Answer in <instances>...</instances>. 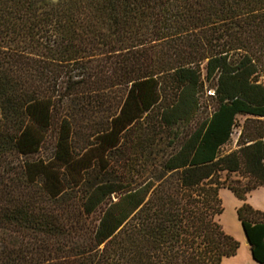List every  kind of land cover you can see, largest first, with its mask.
Returning <instances> with one entry per match:
<instances>
[{
    "label": "trees",
    "instance_id": "16d2710c",
    "mask_svg": "<svg viewBox=\"0 0 264 264\" xmlns=\"http://www.w3.org/2000/svg\"><path fill=\"white\" fill-rule=\"evenodd\" d=\"M258 187L264 0H0V264H221Z\"/></svg>",
    "mask_w": 264,
    "mask_h": 264
},
{
    "label": "rangeland",
    "instance_id": "374dc122",
    "mask_svg": "<svg viewBox=\"0 0 264 264\" xmlns=\"http://www.w3.org/2000/svg\"><path fill=\"white\" fill-rule=\"evenodd\" d=\"M207 95H213V90L210 89ZM247 119L252 118L247 116L237 117V125L234 128L231 140L222 147V151L224 153H230L238 149L239 137L241 132L243 131V128L244 130H246L245 133L252 129V124L247 123L245 125ZM127 156L134 160L138 157V155H134L133 153H129L127 154ZM130 171L133 172L134 170L130 169ZM222 178H227L225 185L228 183L237 185L236 182L238 181H240L241 183L245 182L242 173L239 172L231 173L228 175L222 174ZM218 194L222 207V212L217 217V221L221 225L223 231L229 236H231L239 244L236 254L234 256L224 258L221 264H259L256 263L251 257L250 250L248 244L246 243L241 224L237 218L236 211L243 204H248L254 210L264 213V187H258L251 190L247 194L245 200H239L227 188H221Z\"/></svg>",
    "mask_w": 264,
    "mask_h": 264
},
{
    "label": "water",
    "instance_id": "95a60500",
    "mask_svg": "<svg viewBox=\"0 0 264 264\" xmlns=\"http://www.w3.org/2000/svg\"><path fill=\"white\" fill-rule=\"evenodd\" d=\"M116 198H117V196H116V195H114V196H113V199H116Z\"/></svg>",
    "mask_w": 264,
    "mask_h": 264
},
{
    "label": "crops",
    "instance_id": "0c3cea01",
    "mask_svg": "<svg viewBox=\"0 0 264 264\" xmlns=\"http://www.w3.org/2000/svg\"><path fill=\"white\" fill-rule=\"evenodd\" d=\"M246 240V239H245ZM247 243V242H246ZM248 247H249V245H248Z\"/></svg>",
    "mask_w": 264,
    "mask_h": 264
}]
</instances>
